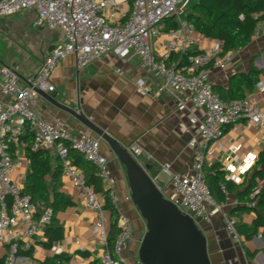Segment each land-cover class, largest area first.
<instances>
[{
    "label": "built area",
    "instance_id": "1",
    "mask_svg": "<svg viewBox=\"0 0 264 264\" xmlns=\"http://www.w3.org/2000/svg\"><path fill=\"white\" fill-rule=\"evenodd\" d=\"M190 3L191 0H0V18L30 9L35 11V26L59 28L65 36L64 45L53 48L41 69L32 76L21 75L9 64L0 66V241L9 248L6 264H18L19 249H32L35 236L47 228L53 216L51 207L37 215L36 204L24 191L26 172H19L23 159L18 156V149L25 145L22 137L27 131L33 135V150L57 149L63 159L64 174L81 188L85 203L97 212L96 229L106 248L100 264L125 263L121 255L133 237V222L121 207L116 178L101 150L100 138L90 130L72 133L63 119L48 121L35 108L40 91H56L51 76L59 62L69 56H75L81 68L107 53L120 58L141 57L142 67L158 82L153 89L140 78L136 81L137 92L155 96L170 94L176 99L178 110L191 112L190 123L197 127V134L189 141L195 153L192 169L171 172L170 163L164 166L173 191L168 198L198 223L199 220L210 222L213 216L223 212L225 202L221 203L213 196L206 182L204 166L207 151L212 142L224 136L226 127L241 120H245L248 127L257 126L264 131V107L260 106L253 93L226 103L215 91L211 73L214 68L226 66V62L219 58L224 50L222 40L212 39L198 53L183 58L182 55L192 47L207 39L197 31L195 23L186 18ZM170 16L176 18L178 26L165 30L162 22ZM259 29L260 25H257L255 33L258 34ZM162 35L166 39L162 49H158L155 40ZM257 86L264 91L263 81ZM70 149L79 152L97 168L98 176L118 212L119 233L114 252L119 258L107 249L109 230L104 201L93 186L86 183L84 172L69 158ZM127 149L140 161L143 154L140 146L134 144ZM257 161L258 156L251 153L239 169L247 173ZM224 169L228 180H238L235 166L229 165ZM152 178L163 191L157 182L159 177ZM263 185L264 177L257 181L250 193L253 200L248 202L249 206L257 204ZM224 220L232 240L239 242L237 220L227 213H224ZM50 249L55 254L63 252L58 244ZM135 264L143 263L138 260Z\"/></svg>",
    "mask_w": 264,
    "mask_h": 264
},
{
    "label": "crops",
    "instance_id": "2",
    "mask_svg": "<svg viewBox=\"0 0 264 264\" xmlns=\"http://www.w3.org/2000/svg\"><path fill=\"white\" fill-rule=\"evenodd\" d=\"M33 14L35 18V11ZM258 25H260L258 34L254 31L249 44L241 49L221 54L219 58L226 62V66L214 68L211 80L214 86L229 87L230 78L238 72H249L253 63L262 73L253 88L246 89V94L253 93L260 106L264 107V91H260L257 86L259 82H264V20L260 21ZM61 33L63 36L62 45H64V32L61 30ZM165 39V35L156 38L158 49H162ZM212 39L207 37L192 49L201 50ZM32 75L34 74H24L23 76ZM140 78L145 79L153 89L156 88L158 80L142 67L140 56L131 55L128 58H120L114 53H107L84 68L77 65L75 56L66 57L55 68L51 81L56 87V91L53 93H56V98L59 101L72 106L79 103L87 116L101 128L107 130L125 147L134 144L140 146L143 149V154L139 158L140 162L150 166V175L159 177L157 182L163 187L165 195L169 197L173 191L169 175L164 172V166L166 163H170L171 172L192 169L195 153L194 149L189 146V141L197 134V127L190 123L191 112L178 110L177 101L170 94L164 93L162 96H155L138 93L136 81ZM35 108L48 121H54L57 118L63 119L72 133L89 130L42 95L38 98ZM195 112L199 114L198 111ZM100 140L101 150L108 158L109 166L116 178L121 207L135 225L137 221L141 220V216L129 198L130 188L125 167L115 154L110 153L108 145L101 138ZM25 147L26 144L18 149V156L23 159V165L19 168V172H26L27 176L30 162L26 157ZM263 148L264 131L257 126L248 127L245 120H241L226 127L224 136L210 144L206 154V163L210 166L218 162L223 168L229 165L235 166L238 176V180L235 182L242 184L248 180L253 167L247 173H242L239 168L245 165V159L251 153L256 154L259 158ZM46 150L51 153L52 167H57L60 164L57 149ZM76 154L80 153L71 151L69 158L73 161ZM90 164L93 165L91 162ZM77 167L85 174L82 166ZM15 177H18L17 173ZM59 180V191L71 199L72 205L60 210L57 214L58 224L64 228V236L54 244L63 248L62 254L70 256L68 264H100L101 256L106 248L100 232L96 229L98 214L87 206L81 196V188L74 185L71 178L64 174V171ZM104 191H107L106 186L101 180V190L96 192L105 204ZM240 204L242 203L236 194L231 193L227 197L223 212L213 216L210 222L199 220V225L209 240V252L213 264H264V226H260L250 238L246 233H239L241 239L239 242H234L226 230L224 213L236 216L231 215V211L234 206ZM246 204L248 205V202ZM104 212L108 230H110L111 212L106 209ZM236 217L238 221L241 219L245 224L251 226L257 213L255 211L243 212ZM259 234L262 236L259 237ZM47 240L45 229L35 236L32 246L33 256L20 257L18 264H46L53 256L61 255L55 254L51 251V247L45 246L44 242ZM8 249V246L0 241V255L7 256ZM138 251V242L133 235L121 256L126 264H135L139 260Z\"/></svg>",
    "mask_w": 264,
    "mask_h": 264
},
{
    "label": "trees",
    "instance_id": "3",
    "mask_svg": "<svg viewBox=\"0 0 264 264\" xmlns=\"http://www.w3.org/2000/svg\"><path fill=\"white\" fill-rule=\"evenodd\" d=\"M186 18L194 22L199 33L206 37L219 39L224 42L223 53L231 50H238L249 44L253 38L254 31L260 21L264 20V0H195L188 7ZM165 30L178 26L176 18L170 16L163 22ZM198 49H190L183 56L198 53ZM175 57H178L175 54ZM261 70L257 69L253 63L250 71L235 73L230 78L229 87L214 86L221 99L229 103L232 100L246 96V89H251L260 79ZM25 142L26 157L30 162L26 176L24 191L31 195L33 202L38 207L40 215L47 207L53 209L51 223L46 228L48 240L44 242L46 247H52L54 242L59 241L64 236V228L58 224L57 214L60 210L72 205L71 199L59 191L60 175L63 172V159L59 155L60 164L53 168L51 165V153L46 149L33 150V135L25 132L22 137ZM71 151H76L70 149ZM73 164L82 166L85 170L86 183L93 186L95 191L101 190V179L97 174L94 165L85 161L82 155L76 154ZM78 168V167H77ZM79 169V168H78ZM204 171L207 185L213 196L221 203L226 202L229 194L234 193L242 204L236 205L231 211V215L239 216L243 212L255 211L257 217L251 226L245 224L241 219L237 221L238 232L246 233L250 238L255 234L260 226H264V185L258 195L255 206H248L246 203L252 201L250 193L257 185V181L264 177V148L259 154L258 161L254 164L248 180L242 184H237L233 180L226 178V171L223 166L216 162L212 165L205 163ZM225 187L226 191L223 189ZM104 209L111 212L110 230L107 237V249L115 258H119L114 252V245L119 233L117 226L118 212L111 203L108 192L104 191ZM17 256H33L32 249H19ZM7 256L0 255V264H6ZM70 256L67 254L55 255L46 264H68ZM97 264V263H89ZM126 264V263H121Z\"/></svg>",
    "mask_w": 264,
    "mask_h": 264
},
{
    "label": "water",
    "instance_id": "4",
    "mask_svg": "<svg viewBox=\"0 0 264 264\" xmlns=\"http://www.w3.org/2000/svg\"><path fill=\"white\" fill-rule=\"evenodd\" d=\"M58 109L99 136L125 167L130 198L146 222L138 259L143 264H213L209 240L195 218L182 211L160 189L149 165L136 160L121 142L87 116L79 103L61 102L56 93L40 91Z\"/></svg>",
    "mask_w": 264,
    "mask_h": 264
},
{
    "label": "rangeland",
    "instance_id": "5",
    "mask_svg": "<svg viewBox=\"0 0 264 264\" xmlns=\"http://www.w3.org/2000/svg\"><path fill=\"white\" fill-rule=\"evenodd\" d=\"M34 19L33 10L30 9L0 18V66L3 63L12 65L21 75L35 74L41 69L52 47L63 44L59 28L37 27ZM233 217L237 220L236 216ZM132 222L139 249L147 231L146 222L142 217L135 225Z\"/></svg>",
    "mask_w": 264,
    "mask_h": 264
}]
</instances>
